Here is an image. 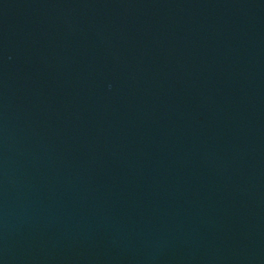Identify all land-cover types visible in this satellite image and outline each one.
<instances>
[{
  "label": "water",
  "instance_id": "obj_1",
  "mask_svg": "<svg viewBox=\"0 0 264 264\" xmlns=\"http://www.w3.org/2000/svg\"><path fill=\"white\" fill-rule=\"evenodd\" d=\"M0 264H264V0H0Z\"/></svg>",
  "mask_w": 264,
  "mask_h": 264
}]
</instances>
